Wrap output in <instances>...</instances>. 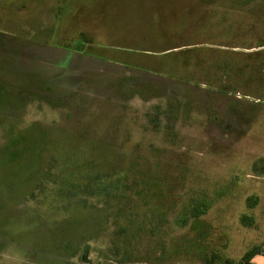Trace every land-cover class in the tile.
<instances>
[{
	"label": "rangeland",
	"instance_id": "374dc122",
	"mask_svg": "<svg viewBox=\"0 0 264 264\" xmlns=\"http://www.w3.org/2000/svg\"><path fill=\"white\" fill-rule=\"evenodd\" d=\"M263 246L264 0H0V264Z\"/></svg>",
	"mask_w": 264,
	"mask_h": 264
},
{
	"label": "trees",
	"instance_id": "16d2710c",
	"mask_svg": "<svg viewBox=\"0 0 264 264\" xmlns=\"http://www.w3.org/2000/svg\"><path fill=\"white\" fill-rule=\"evenodd\" d=\"M263 251L262 248H255L253 250L248 251L245 255L243 260L241 261V264L248 263L255 255L261 253ZM230 263H233L229 261Z\"/></svg>",
	"mask_w": 264,
	"mask_h": 264
},
{
	"label": "crops",
	"instance_id": "0c3cea01",
	"mask_svg": "<svg viewBox=\"0 0 264 264\" xmlns=\"http://www.w3.org/2000/svg\"><path fill=\"white\" fill-rule=\"evenodd\" d=\"M263 251L255 255L248 263L244 264H264V246L262 247Z\"/></svg>",
	"mask_w": 264,
	"mask_h": 264
}]
</instances>
